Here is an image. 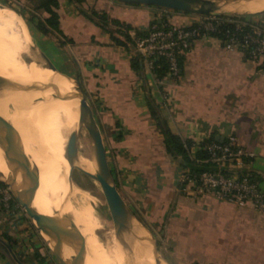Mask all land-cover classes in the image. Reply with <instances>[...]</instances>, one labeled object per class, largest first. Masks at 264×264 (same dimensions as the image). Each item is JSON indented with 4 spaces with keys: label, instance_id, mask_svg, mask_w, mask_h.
Returning a JSON list of instances; mask_svg holds the SVG:
<instances>
[{
    "label": "crops",
    "instance_id": "1",
    "mask_svg": "<svg viewBox=\"0 0 264 264\" xmlns=\"http://www.w3.org/2000/svg\"><path fill=\"white\" fill-rule=\"evenodd\" d=\"M81 8L108 16L105 28L59 0L60 45L50 47L60 71L78 79L101 128L106 155L124 201L163 245L169 264H264V214L210 192L184 193L185 167L168 153L149 101L183 140L233 135L245 169L264 189V68L215 37L192 42L177 80L132 65L134 38L161 14L186 24L187 14L118 0H84ZM40 14L46 17L44 11ZM43 17V18H44ZM264 30V13L252 15ZM112 34L126 45L114 42ZM129 35L130 40L126 39ZM168 98L164 99V94ZM190 149V157L196 158ZM23 208L0 202V264H55ZM9 236L11 239L6 238Z\"/></svg>",
    "mask_w": 264,
    "mask_h": 264
},
{
    "label": "bare ground",
    "instance_id": "2",
    "mask_svg": "<svg viewBox=\"0 0 264 264\" xmlns=\"http://www.w3.org/2000/svg\"><path fill=\"white\" fill-rule=\"evenodd\" d=\"M262 10L264 0L242 2L224 9L237 12ZM1 11L0 74L26 84L46 81L53 74L51 70L24 62L37 61L39 56L30 48V35L21 18L13 10L10 13L15 18ZM57 85L67 89L71 87L65 80L58 81ZM51 95L52 92L45 93L41 87L0 85V107H6L8 100L12 105L9 110L5 108L9 111L7 114L0 111V178L29 188L37 177L36 206L51 216V224L63 233L86 264H166L154 252L150 232L126 209L121 226H114L105 233L104 244L90 232L78 230L76 222L81 221L79 217L75 218V223V220L67 218L71 211L68 210L70 212L66 216L61 201L66 189L72 190L73 186L66 184L62 176L64 165L61 155L64 154L68 134L76 124L79 109L76 100L53 99ZM80 159L89 169L96 168L94 158L88 160L82 156ZM16 194L24 203L23 197ZM89 219L90 224L91 217ZM83 237L86 238L87 253L80 248Z\"/></svg>",
    "mask_w": 264,
    "mask_h": 264
},
{
    "label": "built area",
    "instance_id": "3",
    "mask_svg": "<svg viewBox=\"0 0 264 264\" xmlns=\"http://www.w3.org/2000/svg\"><path fill=\"white\" fill-rule=\"evenodd\" d=\"M186 24H176L161 14L153 20L143 37L134 38V49L149 73H163L177 80L181 74V56L192 42L204 37L219 39L230 51L240 50L260 62L264 68V30L250 22L217 15L187 14ZM249 23L250 28L245 29ZM168 93L164 94V99ZM192 150H204L214 168L201 172L185 169L183 192L202 195L210 192L238 207H251L264 214V189L245 169L237 139L230 135L223 142L216 139L195 140ZM14 197L9 188L0 185V202L10 209Z\"/></svg>",
    "mask_w": 264,
    "mask_h": 264
},
{
    "label": "water",
    "instance_id": "4",
    "mask_svg": "<svg viewBox=\"0 0 264 264\" xmlns=\"http://www.w3.org/2000/svg\"><path fill=\"white\" fill-rule=\"evenodd\" d=\"M126 4L147 5L154 6L168 10L180 11L190 14L202 15H257L264 13V10L259 12H237L224 11L225 8L234 6L236 4L254 0H118ZM19 16V14H18ZM30 48L39 56L37 61L24 60L27 65L36 63L39 67L51 70L53 74L48 77L46 81H34L33 83H23L20 79L5 76L0 74V85L14 86V87H41L44 92H52L53 99L76 100L78 102L79 118L73 129L69 132L67 142L65 145L64 157L68 162V166L64 165L62 168V176L65 183L70 184L74 170L81 169L89 174L88 171L80 168L77 165L80 155L79 151V136L83 126H86L90 131L92 140V148L96 168L94 175L100 181L107 201L109 203L114 226L120 227L123 219L124 210L136 218L134 212L128 207L124 201L120 191L118 190L114 176L111 172L104 139L101 128L97 122L93 107L89 102L87 95L82 89L81 83L78 79H74L69 75L60 71L52 59L42 50L40 46L33 42L30 31ZM65 80L70 83L71 87H60L57 82ZM223 142L224 139H218ZM0 185L10 189L15 201L24 209L27 216L31 219L32 224L37 229L41 237L45 240L48 248L52 254L59 261L60 264H86L75 249L68 243L63 233L51 224V216L42 213L35 204V194L37 190V177L32 181L29 188H26L13 180H5L0 178ZM20 194L24 203H22L17 194ZM137 219V218H136ZM153 237V235L151 234ZM156 241L152 238V245L155 253H158ZM19 264H23L15 254L11 251ZM161 255V254H160Z\"/></svg>",
    "mask_w": 264,
    "mask_h": 264
},
{
    "label": "rangeland",
    "instance_id": "5",
    "mask_svg": "<svg viewBox=\"0 0 264 264\" xmlns=\"http://www.w3.org/2000/svg\"><path fill=\"white\" fill-rule=\"evenodd\" d=\"M34 5H35V0H0V9L2 10L0 11L3 12V14L8 15V16L10 15L13 16L10 13L11 10L19 14V18H21L26 28L29 29L33 42L36 43L38 46H40L42 50L51 58L50 47L48 44L51 43L53 46H59L60 36L57 33H54L53 35H44L40 31L37 30L36 24L44 16L43 14H40V11L34 9ZM19 25L21 26L20 22H19ZM51 59L52 61H54L53 58ZM6 107L8 108V110L11 109L12 107L11 102L9 100L8 102H6ZM6 107H0V111L3 113V115L7 114L8 110H5ZM78 118H79V114H78ZM78 118H77V121H78ZM49 137H50V133H49ZM26 144L24 146V150H25ZM79 151H80V155H79L80 157L78 158L77 165L80 168L88 171L89 174L82 171L81 169L74 170L72 174V179L70 182V185L73 186L72 187L73 189L72 190L66 189L65 195L61 201L62 208L64 206L66 207V208L65 207L63 208V211L66 216L68 215L67 213L71 211V216H67V218L70 221L75 220L74 221L75 223L78 217L81 219V221L76 222L77 224L76 226L78 230L90 232L92 236H95L98 242H100L101 244H104L106 240L105 233L110 228L114 227V221H113L111 209L107 201L104 189L100 181L98 180V178L93 174L95 171V168L89 169L87 165L84 162H82L80 159L82 158V156L83 158L88 159V160H91V158H94L90 131L86 126L82 127V130L79 136ZM61 158H62L63 165L68 166V162L65 159L64 154L61 155ZM92 160H95V159H92ZM90 217L92 221L90 222L91 225L88 222L90 221L89 219ZM28 219L29 221H31L29 217ZM151 238H153L156 241L158 252L161 254L159 255L162 258V260L166 263L167 261L162 257L164 254L163 245L157 242L154 235L153 237L151 236ZM42 244L46 246V242L43 238H42ZM80 248L85 253L88 252V247H87V242H86L85 237L81 239ZM49 257L51 258L53 257L52 259L55 262V264H60L59 261L52 254L51 250H49ZM166 264H169V263L167 262Z\"/></svg>",
    "mask_w": 264,
    "mask_h": 264
},
{
    "label": "trees",
    "instance_id": "6",
    "mask_svg": "<svg viewBox=\"0 0 264 264\" xmlns=\"http://www.w3.org/2000/svg\"><path fill=\"white\" fill-rule=\"evenodd\" d=\"M71 1L76 3L80 8V12L84 14L85 16H87L90 20L92 21L96 20L104 28L108 26L109 21H108V16L106 15V13L98 12L95 10H92L91 12L88 13L83 8H81L84 0H71ZM58 6H59V0H35L34 9L38 11L42 10L46 14V17L41 18L36 24L37 30L40 31L42 34L49 35L53 31H56L58 32V34H61L59 31V27H58L59 15L56 12V9L58 8ZM159 9H163V8H159ZM165 10H168V9H165ZM170 11H174V10H170ZM175 12H180V11H175ZM185 14H189V13H185ZM251 16L252 15H220L218 17L222 19L233 18V19L240 20V21L250 22L249 19ZM249 28L250 26L248 23V25L245 26V29L248 30ZM125 37L127 40H130L129 35H126ZM112 38L116 44L126 45L125 42L121 41L117 36L113 34H112ZM132 65L136 67L138 70H140L141 65H142L141 56L136 55L132 59ZM158 74L162 75L163 71L162 70L159 71ZM149 106L151 110V116L155 119L158 127L161 129V131L163 132L165 136V144H166V149L168 153H170L172 156L180 158V162L182 166L185 167V169H189L191 171L201 172V171L210 170L214 168V166L211 163L206 161L208 159V155L204 150H197L195 154L196 158L192 159L190 157V149L192 147V141L183 140L180 136L174 134L169 129V127L166 125V122L159 114V111L157 107L155 106V104L149 101ZM13 200L14 202H16L15 199ZM7 237L8 239H11L9 236H6V238Z\"/></svg>",
    "mask_w": 264,
    "mask_h": 264
}]
</instances>
